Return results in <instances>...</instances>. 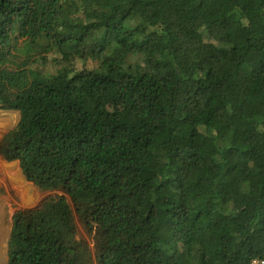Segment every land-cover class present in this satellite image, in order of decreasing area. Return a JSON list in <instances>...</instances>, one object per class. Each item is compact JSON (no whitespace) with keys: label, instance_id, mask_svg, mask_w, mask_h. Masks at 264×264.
<instances>
[{"label":"trees","instance_id":"trees-1","mask_svg":"<svg viewBox=\"0 0 264 264\" xmlns=\"http://www.w3.org/2000/svg\"><path fill=\"white\" fill-rule=\"evenodd\" d=\"M0 77L6 264H264V0H0Z\"/></svg>","mask_w":264,"mask_h":264},{"label":"rangeland","instance_id":"rangeland-1","mask_svg":"<svg viewBox=\"0 0 264 264\" xmlns=\"http://www.w3.org/2000/svg\"><path fill=\"white\" fill-rule=\"evenodd\" d=\"M0 79L3 80L1 77ZM25 85L13 89L20 90ZM0 119L4 126V128H0V133L2 132L0 134L1 142L3 136L18 124L20 111L17 109H2L0 107ZM19 171L26 182L18 175ZM61 194L63 193L59 190H39L32 182L25 178L18 161H7L0 154V264H6L8 261V240L14 213L18 210L35 208L45 199ZM68 200L73 207L70 197H68ZM75 220L78 229L77 237L86 241L89 247L94 250L92 237L76 212Z\"/></svg>","mask_w":264,"mask_h":264},{"label":"bare ground","instance_id":"bare-ground-1","mask_svg":"<svg viewBox=\"0 0 264 264\" xmlns=\"http://www.w3.org/2000/svg\"><path fill=\"white\" fill-rule=\"evenodd\" d=\"M1 127L4 128L3 123H2V120L0 119V128H1ZM1 133H2V132H1ZM1 133H0V134H1Z\"/></svg>","mask_w":264,"mask_h":264},{"label":"water","instance_id":"water-1","mask_svg":"<svg viewBox=\"0 0 264 264\" xmlns=\"http://www.w3.org/2000/svg\"><path fill=\"white\" fill-rule=\"evenodd\" d=\"M23 173V172H22Z\"/></svg>","mask_w":264,"mask_h":264}]
</instances>
